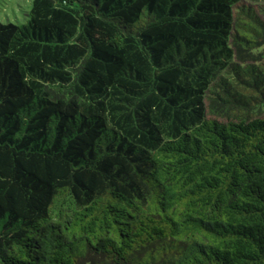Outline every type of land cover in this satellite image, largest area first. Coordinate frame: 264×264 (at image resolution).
Segmentation results:
<instances>
[{
  "label": "trees",
  "instance_id": "1",
  "mask_svg": "<svg viewBox=\"0 0 264 264\" xmlns=\"http://www.w3.org/2000/svg\"><path fill=\"white\" fill-rule=\"evenodd\" d=\"M263 108L241 0H32L0 20V264H264Z\"/></svg>",
  "mask_w": 264,
  "mask_h": 264
},
{
  "label": "rangeland",
  "instance_id": "2",
  "mask_svg": "<svg viewBox=\"0 0 264 264\" xmlns=\"http://www.w3.org/2000/svg\"><path fill=\"white\" fill-rule=\"evenodd\" d=\"M242 3L249 4L264 18V0H241ZM32 0H0V20L2 22L11 21L13 23H23L28 17ZM264 113V108L262 109Z\"/></svg>",
  "mask_w": 264,
  "mask_h": 264
}]
</instances>
